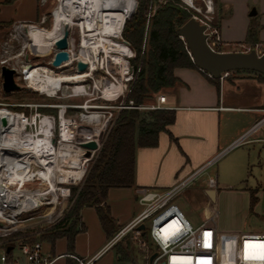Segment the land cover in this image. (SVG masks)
Instances as JSON below:
<instances>
[{
	"label": "rangeland",
	"instance_id": "rangeland-1",
	"mask_svg": "<svg viewBox=\"0 0 264 264\" xmlns=\"http://www.w3.org/2000/svg\"><path fill=\"white\" fill-rule=\"evenodd\" d=\"M39 1L41 7L40 18L31 23L42 28L41 31L44 38L41 42H31V47H28L30 41L23 35V30L26 26L22 25V22L13 20L0 21V103L17 105L52 104L56 107H42L40 110L49 111L55 114L58 112L59 105H71L72 107H69L67 110L66 117L76 119L79 127L76 130H73L70 140L65 142L60 136L57 120V128L54 134L56 152L59 159L60 156H62L60 153L65 152V155L68 156L69 159H73V162L76 165L84 167L85 171L83 178L76 182H69L67 174H63L60 171L59 181L56 182V184L57 187L63 189L66 193L62 194V191H60L57 202L47 204L46 202L51 201L53 198V196L49 194L48 198L45 200L46 202L44 201L39 205H36L39 207L38 209L20 215V220L25 221L15 225L14 229L11 231H0V241H8L10 243L15 242L16 239L23 241L27 239H35L40 241L43 237L48 235L49 228L52 227V225H55L65 218L67 211L75 202L78 192L82 189L90 170L99 157L102 148L108 143L110 134L116 126V123L124 109H136L139 111L141 118L145 117L148 112L157 110L152 107L158 104V97L162 96L167 87L162 88L157 92L150 91L148 97H146V99L139 104L130 97L134 84L140 76L144 53L149 49L147 31L152 24V19L157 9L170 1L177 4L184 10L189 11L192 14V17L202 18V15L207 8V0H194L195 7L189 6L185 0H179V2L176 0H148L149 9L146 15V29L141 46V53L139 54L138 51L135 52L131 49L134 52V55L132 56H135V58L134 61L131 62L130 57L128 56V59L126 57L129 69H127L128 73L125 77L124 75L126 72L121 73L115 68H111L113 70H109L108 64L103 61L106 56L104 53H101L99 61L95 62L93 58H91L90 61V64H92L93 67L95 66L98 70L93 71L91 75L86 76L79 81L72 79L69 81H59L54 86L47 84L50 86L48 87L49 89L37 82L36 84H38V88L36 89L22 87L20 90L5 93L2 89L1 78V67L3 66L1 62L3 59L6 57H14L17 54H22L19 58L13 59L11 62L16 63L29 59L31 63H33L32 65L34 67L51 66L50 62L53 60L57 51L56 46L54 47V43L48 40L51 39L49 38L48 33L52 32L58 25L53 17L54 10L58 5V0ZM134 1L136 5L130 15L125 19L123 28L121 27V34L117 38L128 47H130V41L124 37L123 32L126 22L132 19L133 15L139 9L140 0ZM125 2L126 6L124 17L129 0H125ZM212 2L214 5L215 1L212 0ZM71 28L68 32V39L69 42L72 41L73 44H69L68 46L67 50L69 54H79L86 46L95 41V39L91 36V32H84L78 26H73ZM254 43L256 42H243L246 46H250ZM224 50L229 52L246 51V49L240 45L224 47ZM34 52H38L39 55H35ZM4 65L9 66L14 64ZM178 68L183 67H175L173 69L172 74L174 78H176L175 70ZM54 70L58 75L78 74L77 61L71 62L70 60L61 67L54 68ZM86 72H88V70H86ZM123 77L130 80L125 81V79L123 80ZM106 81L109 84L111 81L115 82L116 85L119 87L121 86V89H124L122 93H119L120 95L117 99H114L116 98L115 96L108 98V96L103 94L104 87L105 90L108 91V86H104V82ZM129 83H131V85ZM176 83L177 80L174 84ZM130 101H132L133 104H131ZM124 103L127 106L140 108H118ZM97 113L101 117L99 120L92 122L89 120L90 117L86 118L83 116H89ZM97 128L101 129V139L98 141L99 147L96 150H92L90 156H87L86 152L88 149L81 145L84 143L82 139H85V133ZM65 145L67 146L68 151L65 149ZM67 166L68 163H60L58 165V169L61 170L60 167ZM211 171L212 175L218 176L220 186L226 185L224 189H220L221 187L218 188V198L212 206L210 205V209L212 207V213L215 214L221 255L231 259V253L239 242L241 234L249 232H264V143L247 145L244 143V145L230 149L223 155L219 156L217 161L214 162ZM201 179L202 178H200V180ZM194 182L198 183L197 179ZM194 182L189 185H194ZM25 187L30 190L47 189V187H49V183L40 179L32 183H27ZM253 189H258V194L256 193L258 200L256 204L251 205V190ZM180 194L182 195L183 193ZM186 200L187 199H185L184 195H182L175 201L184 206V208H182V206L180 207L189 221H203L205 217L203 205L194 201ZM143 239L151 246L147 235H144ZM122 241H126V244L131 246L128 252L132 256L133 260H135L136 264L148 263L147 256L137 245V241L134 239V235L132 233L126 235Z\"/></svg>",
	"mask_w": 264,
	"mask_h": 264
},
{
	"label": "crops",
	"instance_id": "crops-1",
	"mask_svg": "<svg viewBox=\"0 0 264 264\" xmlns=\"http://www.w3.org/2000/svg\"><path fill=\"white\" fill-rule=\"evenodd\" d=\"M214 1L215 21L225 43L248 41L252 23L259 26L257 42H264V0ZM40 15L39 0H0V21L31 23ZM175 76L177 83L162 94L166 98L162 109L174 111V122L159 133L157 145L136 147L134 185L108 191L106 204L117 229L115 235L141 211L136 195L138 188L166 189L200 169L198 183L195 179V184L188 185L181 193L186 201L203 205L204 221L212 215L210 205L214 203L206 191L215 189L217 200L218 188L226 186H220L218 176L212 175L214 162L242 136L248 135L246 145L264 143V125L254 127L264 117L263 77L232 71L213 81L198 68H178ZM212 177L216 178L213 187L209 184ZM253 191L257 193L258 189ZM80 221L82 230L75 236L72 248L65 236L52 239L48 235L39 241L44 255L55 259L53 264H80L74 256L85 262L93 260V264H136L129 252L121 251L126 248V241L109 245L115 235L108 236L94 207H84ZM203 221L191 222L199 225ZM12 243L10 248L15 247L14 252H18V243Z\"/></svg>",
	"mask_w": 264,
	"mask_h": 264
},
{
	"label": "built area",
	"instance_id": "built-area-1",
	"mask_svg": "<svg viewBox=\"0 0 264 264\" xmlns=\"http://www.w3.org/2000/svg\"><path fill=\"white\" fill-rule=\"evenodd\" d=\"M196 19L201 25L205 26L206 43L213 51L221 53L229 52L224 50V47L240 45L246 49V51L240 53L255 51L259 57L264 55V42H256L250 46H246L243 43L229 44L222 40L219 27L215 22V10L212 0H209L207 3V8L202 18ZM22 25L32 26L34 24L22 22ZM34 54L39 55L38 52H34ZM21 55L17 54L14 57H6L2 60L1 64L3 66L4 64H14L8 67L15 70L16 82L21 87L36 89L38 88V84H36L37 82L32 74L34 70L33 63L29 59L16 63L11 62ZM129 57L131 59L133 56ZM229 74L230 72H225L221 78ZM206 75L212 78L210 74L206 73ZM129 80L125 79V81ZM129 84L131 85V83ZM48 87L50 86H46L47 89H49ZM123 91L124 89L120 93ZM119 95L115 96L116 98L114 99H117ZM157 101L158 104L153 106V109L165 107V96H159ZM130 103L133 104L132 101ZM42 107L52 108L56 106L52 104L17 105L0 103V109L8 115L10 120L5 118L7 121L6 125L0 126V180L5 189L11 192L22 190L35 191L27 189L25 186L27 183L40 180L38 171L47 170L43 164V160L50 156L55 146L54 134L57 128V120L60 136L64 141L66 138L62 136L61 132L65 125L70 135L73 130L79 127L76 119L66 117L67 110L69 107H72L71 105H59L57 114L42 111L40 110ZM118 108L140 107L127 106L124 103ZM94 115L98 116L97 120L101 117L98 113L83 116L86 118L90 117L89 120L92 122L96 121L95 117L91 118ZM0 118L2 117L0 116ZM263 125L264 117L254 127L257 128ZM9 126L11 127L9 128ZM11 130L16 132V137L14 140L6 142L5 135ZM247 136H242L234 142L230 149L242 145L246 141ZM97 144L99 147V143ZM201 171L202 169L196 171L186 180L166 189L153 187L138 188L136 195L141 207L140 213L129 224L118 231L110 240L109 245L115 244L129 233H132L134 239L137 241V245L148 258L147 264H264V258H261L264 256V247H262L264 246V232L241 234L239 242L231 253V259L226 258L220 252L215 214L212 213L201 224L194 225L176 203V197L196 179ZM209 184L212 187L215 186L216 178H210ZM38 208L37 206L29 209L21 208L14 213L9 202L0 200V210L5 212L4 215L0 214V231H11L15 225L25 221L20 220V215ZM141 225H144L145 228L139 229ZM144 235L148 236L151 246L143 239ZM15 242L18 243L16 244L18 252H14L15 247L8 251V248L13 243L0 241V264H53L55 262V259H50V257L44 255L41 242L36 241L30 244L18 239ZM152 256L154 257L151 260ZM74 257L80 264H93V260L85 262L76 256Z\"/></svg>",
	"mask_w": 264,
	"mask_h": 264
},
{
	"label": "trees",
	"instance_id": "trees-1",
	"mask_svg": "<svg viewBox=\"0 0 264 264\" xmlns=\"http://www.w3.org/2000/svg\"><path fill=\"white\" fill-rule=\"evenodd\" d=\"M176 1L179 2V0ZM135 5L134 0H129L127 3L122 28L125 19L130 15ZM148 9L149 1L140 0L138 11L132 19L126 22L124 27L123 35L130 41V48L135 52L138 51L139 54L146 29ZM190 18H192V14L189 11L170 1L157 9L147 31L149 49L144 53L140 76L134 84L130 96L136 103H142L150 91L157 92L173 85L177 80L172 74L175 67L197 69L185 40L176 33L178 28ZM258 29L259 26L252 23L248 31V41L257 42ZM134 58L135 56L130 61L133 62ZM256 74L264 78L263 74ZM212 80L216 81L215 78ZM174 119L175 114L172 110H153L141 118L136 109H124L110 134L108 143L102 148L82 189L78 192L75 202L67 211L65 218L54 225L48 235L52 239L67 237L69 246L72 248L75 236L82 230L80 212L87 206L96 209L108 236L115 235L117 229L106 204L109 189L134 185L136 147L157 145L159 133L164 131L167 125L173 123ZM257 200L256 191L252 190L251 205L256 204ZM25 241L31 244L37 240L27 239ZM130 247L127 244L126 248L121 251L127 253Z\"/></svg>",
	"mask_w": 264,
	"mask_h": 264
},
{
	"label": "bare ground",
	"instance_id": "bare-ground-1",
	"mask_svg": "<svg viewBox=\"0 0 264 264\" xmlns=\"http://www.w3.org/2000/svg\"><path fill=\"white\" fill-rule=\"evenodd\" d=\"M185 1L190 6L195 7L194 0ZM208 2L209 0H207V3ZM125 6V0H58V5L53 13V17L58 25L52 32L48 33L49 38H51L48 40L54 43L55 47L57 40L63 37L66 31L69 32L70 28L73 26L80 27L84 32H91V36L95 39V41L86 46L79 54H70V59L68 60H71V62L83 61L87 63L88 72H78V74L75 75H58L55 73V67L52 68V65L37 66L34 67L32 73L35 81L39 82L42 86H54L59 81H69L72 79L79 81L84 77L91 75L93 71L97 70L95 66L93 67L92 64H90V61L91 58H93L95 62L99 61V56L101 55V53H104L106 56L103 61L108 64L109 70L111 68H115L118 69L121 73L126 72L125 75L123 74L125 77L128 73L127 69H129L126 57L128 59V56L134 55V52L130 47L117 39L121 34ZM41 29L42 28H40L39 26L26 25L23 30V35L26 36L30 41L28 47H31V42H41L43 40L44 35ZM69 44H73V42L70 41ZM67 62H65V64ZM124 77L123 80L125 79ZM104 86H108V91L105 90V87L103 88L104 94L105 96H108V98L117 96L123 89H121V86L119 87L115 82L112 81L110 82V84L107 83V81L104 82ZM0 116L9 120L8 115L1 109ZM94 117L96 118V120L98 119L97 115L93 116L92 118ZM10 127L11 126H9V128ZM84 135H86V137L84 136L85 139H82V141L86 142L92 140L98 143L99 139H101V129L97 128L90 130ZM62 136L66 138L65 142L71 138L70 132L66 125L62 130ZM15 137L16 132L11 130L8 131V133L5 135V140L6 142H8L10 140H14ZM65 149L68 151L67 146L65 147ZM63 153H60L62 156H60L59 159L57 156L56 147L54 146L50 153V156L46 157L43 160V164L45 165L47 170L38 171L39 179H43L45 182L47 181L49 183V187H47V189L11 192L8 189H5V187L2 185V181L0 180V200L9 202V205L11 206L14 213L21 208L29 209L36 205H39L48 198L49 194L52 195L53 198L51 201L45 202L47 204L57 202L59 192L62 191V194L66 193V191L57 187L56 182L59 181V172L61 171L63 174L66 173L69 182H76L83 178L85 171L84 167L76 165L73 162V159H69L68 156L65 155V152ZM60 163H68V166L60 167L61 170H59L58 165ZM0 214L4 215L5 212L0 210Z\"/></svg>",
	"mask_w": 264,
	"mask_h": 264
},
{
	"label": "water",
	"instance_id": "water-1",
	"mask_svg": "<svg viewBox=\"0 0 264 264\" xmlns=\"http://www.w3.org/2000/svg\"><path fill=\"white\" fill-rule=\"evenodd\" d=\"M205 26L201 25L199 21L192 17L185 22L177 30V35L185 40L189 53L195 66L210 74L212 78L220 79L225 72L232 71H251L264 75V55L258 56L255 51L250 53L240 52H216L209 48L206 43L204 34ZM68 31H66L60 39L56 42L57 51L54 55L51 65L55 68L61 67L62 64L70 59L68 52ZM88 66L83 61H77V72H86ZM2 89L5 93L20 90L22 87L15 80V70L8 66L1 67ZM7 121L4 117L0 118V126L6 125ZM87 148L86 155L90 156L92 150L98 149V144L95 141H87L81 144ZM209 198L216 201V190L208 189L206 191ZM141 225L139 229H144ZM11 248H8V251ZM154 256L151 257V260Z\"/></svg>",
	"mask_w": 264,
	"mask_h": 264
},
{
	"label": "snow or ice",
	"instance_id": "snow-or-ice-1",
	"mask_svg": "<svg viewBox=\"0 0 264 264\" xmlns=\"http://www.w3.org/2000/svg\"><path fill=\"white\" fill-rule=\"evenodd\" d=\"M246 247H247V245H246ZM262 247H264V246H262ZM261 258H264V256H262Z\"/></svg>",
	"mask_w": 264,
	"mask_h": 264
}]
</instances>
